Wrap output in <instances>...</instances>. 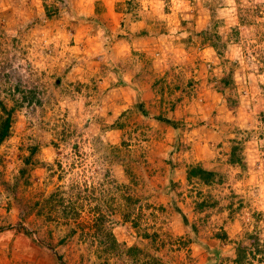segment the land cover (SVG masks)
<instances>
[{
  "label": "rangeland",
  "instance_id": "obj_1",
  "mask_svg": "<svg viewBox=\"0 0 264 264\" xmlns=\"http://www.w3.org/2000/svg\"><path fill=\"white\" fill-rule=\"evenodd\" d=\"M127 2L0 0V100L13 108L0 144V264H127L103 250L93 226L100 215L124 246L163 264H205L197 243L177 248L188 227L169 212V178L180 183L179 206L202 196L216 202L199 213V241L217 246L213 233L223 230L230 242L219 247L229 258L232 241L257 228L264 248V0ZM110 5L121 18L105 20ZM213 22L215 48L198 36ZM137 100L180 124L144 119L131 107ZM29 144L39 162L29 165V183L11 189ZM171 145L174 169L164 162ZM232 145L242 166L227 162ZM197 161L222 182L186 184L183 170ZM55 193L62 202L51 213L24 209ZM124 196L141 199L127 219ZM144 228L159 234L154 243L140 237Z\"/></svg>",
  "mask_w": 264,
  "mask_h": 264
},
{
  "label": "trees",
  "instance_id": "obj_2",
  "mask_svg": "<svg viewBox=\"0 0 264 264\" xmlns=\"http://www.w3.org/2000/svg\"><path fill=\"white\" fill-rule=\"evenodd\" d=\"M126 1V0H125ZM128 5L127 9H130V7L134 6L131 4V0H127ZM131 7V8H132ZM125 8V7H124ZM52 10L55 11L53 8ZM241 23H243L242 20H240ZM180 23H183L181 20ZM217 25L216 22H213L212 29H202L198 31V36L201 37L202 42H207L210 47L215 48L216 41L221 40V37L219 33L215 30V26ZM171 27V26H170ZM174 30V29H173ZM177 32V31H176ZM175 32V33H176ZM235 27L231 30H229V33H235L236 34ZM140 36L144 34V31H140ZM175 38L178 39V34H174ZM230 37V35H229ZM185 39L187 41H190L191 36L187 35L185 36ZM215 40V41H214ZM220 42V41H219ZM116 69H113V72L116 73ZM137 75V74H136ZM231 80V74L228 73L227 75H222L218 77V82L221 83L222 86H227L228 82ZM122 83V82H120ZM221 89V88H220ZM158 91H162V86H158ZM131 107L134 109V111L138 112L144 119L145 118H152L156 122H158L162 126H169L171 128L177 126L180 124V121L177 119H174L169 114H167L164 111H158L154 114L148 113L143 108V102L140 100L135 101L132 103ZM12 107H7L5 103H3L0 100V144L6 140L10 134V126L12 121ZM114 149H116L114 147ZM26 152L21 154V160L23 162L22 166L17 170V174L14 178V181L11 185V189H14L16 184L18 183L19 179H23V182L25 184L29 183L30 181V174L28 172L29 165H33L38 163V159L34 158V155L38 151V145L36 144H29L25 147ZM240 148L238 145H232L230 147L227 162L229 164H237L238 166H242V158L238 154ZM177 151L176 146L171 145V149L167 150L166 156L164 157V162L170 169H174L176 164L174 163L173 159H171L170 154ZM183 179L186 184H197V185H210L212 183H220L223 179V174L218 171L216 168L212 167L211 165L205 166L201 161H197L195 163H190L185 166L183 170ZM180 186L179 181L177 180L172 181L171 178H169V186L167 188V206L169 207V212L173 213L174 215H177L180 217L182 221V225H185L184 228L186 230V227H188L186 232L184 233L183 237H176V243L177 248L181 249L183 246H186L188 243L195 242L199 247L202 248V250L205 251L207 254V260L205 264H223L222 261L226 259L227 263L228 261L231 264H252L253 260L261 261V259L264 257V248L262 247V241L260 239V235L256 229H245L242 232V235L239 237V239H236L232 241V245L230 246V249L232 250V255L229 256V258H223L221 255V248L219 245L221 243H227L230 242L227 238V234L219 229L216 230L213 233L214 239L217 240V246L211 247L209 244L199 241L196 238V234L198 231V222L203 220V216H199V213L203 210L207 209L208 207L215 206L216 202L209 196H202L200 199H195L193 202L188 205L187 203L183 202V206H179L175 200V197L180 195V192H178L176 189ZM200 193H198V196ZM124 201L126 202V207H130L132 210L125 212V218L127 219L128 214L133 211L134 205L137 204V202L141 201V199L135 198V197H128L124 196ZM62 202V198H58L56 193L50 194L48 197L44 198L42 201L34 200L30 204L26 205L24 208L27 212H32L34 214H40L44 207H48V212L51 213L53 209L58 208L59 204ZM124 202V203H125ZM139 205V204H138ZM137 205V206H138ZM230 205V204H229ZM97 207V206H96ZM159 209H162L161 206H158ZM63 209L69 211V207H63ZM189 212H193L196 214V218L198 220H191L188 222L187 215ZM154 218H156L155 214H152ZM49 218L50 216H46ZM103 216H99L98 218L94 219V225L97 230L100 231V233L105 237V240L101 243L104 244L103 250L106 252H111L115 256L123 257V259L128 260L127 264H163L160 259L156 256V254H153L149 251H144L143 248L139 245H131V246H124V242L116 240L115 236L112 234L110 229H106L102 224L104 223V220L101 219ZM129 219V218H128ZM134 219V218H133ZM163 222V220H162ZM133 226L138 225L135 220H132L130 222ZM138 227V226H137ZM148 227V225H147ZM137 229V228H136ZM26 234H29V231H26V229L23 230ZM73 230H70L69 233H72ZM172 230L166 232L167 237H170V233ZM100 234V235H101ZM141 238L148 239L151 243H154L156 238H158L157 233L155 232H148L146 228L142 230V233L139 234ZM103 236L100 238L102 239ZM165 236V234H164ZM100 243V244H101ZM213 259V261H211ZM106 261V258H105ZM211 261V262H209Z\"/></svg>",
  "mask_w": 264,
  "mask_h": 264
},
{
  "label": "crops",
  "instance_id": "obj_3",
  "mask_svg": "<svg viewBox=\"0 0 264 264\" xmlns=\"http://www.w3.org/2000/svg\"><path fill=\"white\" fill-rule=\"evenodd\" d=\"M86 8V7H85ZM87 9H88V7H87ZM106 13H108V18H106L105 20H110V21H112V18L113 17H120V16H118L119 14L117 13V12H112V7H111V5L108 7V8H106ZM121 18V17H120ZM121 42V41H120ZM126 71V70H125ZM123 81V80H122Z\"/></svg>",
  "mask_w": 264,
  "mask_h": 264
}]
</instances>
